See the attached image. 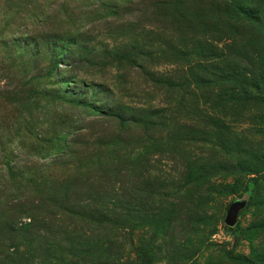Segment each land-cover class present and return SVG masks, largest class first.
Masks as SVG:
<instances>
[{
	"label": "rangeland",
	"instance_id": "1",
	"mask_svg": "<svg viewBox=\"0 0 264 264\" xmlns=\"http://www.w3.org/2000/svg\"><path fill=\"white\" fill-rule=\"evenodd\" d=\"M231 256L264 264V0H0V264Z\"/></svg>",
	"mask_w": 264,
	"mask_h": 264
},
{
	"label": "water",
	"instance_id": "2",
	"mask_svg": "<svg viewBox=\"0 0 264 264\" xmlns=\"http://www.w3.org/2000/svg\"><path fill=\"white\" fill-rule=\"evenodd\" d=\"M237 217H238V207L236 205H231L228 208L226 212V216L224 218L225 225L229 227H233L236 224Z\"/></svg>",
	"mask_w": 264,
	"mask_h": 264
},
{
	"label": "trees",
	"instance_id": "3",
	"mask_svg": "<svg viewBox=\"0 0 264 264\" xmlns=\"http://www.w3.org/2000/svg\"><path fill=\"white\" fill-rule=\"evenodd\" d=\"M216 3H218V2H216ZM216 7H218V6L217 5H213L212 6V10L210 12L212 14V16H214V14H218L219 13L218 11H214L216 9ZM184 10H185V7L183 9V12H185ZM216 10H218V9H216ZM230 258L232 260L238 261V262L243 263V264H255L252 261H250V260H248V259H246L244 257L234 258V257L231 256Z\"/></svg>",
	"mask_w": 264,
	"mask_h": 264
}]
</instances>
